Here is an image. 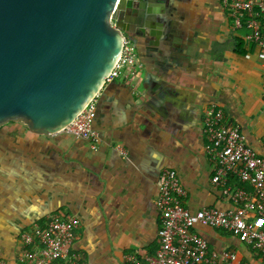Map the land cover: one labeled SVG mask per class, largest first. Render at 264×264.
Here are the masks:
<instances>
[{
  "label": "crops",
  "instance_id": "obj_1",
  "mask_svg": "<svg viewBox=\"0 0 264 264\" xmlns=\"http://www.w3.org/2000/svg\"><path fill=\"white\" fill-rule=\"evenodd\" d=\"M174 4L170 30L159 43L135 41L143 69L130 80L108 83L96 98L94 128L101 139L96 149L69 131L50 139L24 125L4 130L0 263L21 264L22 233L44 226L52 214L78 221L73 249L86 264L147 260L160 245L156 200L165 169L178 173L187 191L183 205L191 212L235 208L233 186L242 184L236 175L228 184L212 183L216 163L204 118L209 107L222 108L229 127L239 128L264 155L260 48L233 32L230 12L223 14L215 2H197L184 13ZM196 232L212 251H234L245 263L259 262L223 230L198 226Z\"/></svg>",
  "mask_w": 264,
  "mask_h": 264
},
{
  "label": "water",
  "instance_id": "obj_2",
  "mask_svg": "<svg viewBox=\"0 0 264 264\" xmlns=\"http://www.w3.org/2000/svg\"><path fill=\"white\" fill-rule=\"evenodd\" d=\"M167 0H0V130L54 138L105 88L125 36L169 29Z\"/></svg>",
  "mask_w": 264,
  "mask_h": 264
},
{
  "label": "built area",
  "instance_id": "obj_3",
  "mask_svg": "<svg viewBox=\"0 0 264 264\" xmlns=\"http://www.w3.org/2000/svg\"><path fill=\"white\" fill-rule=\"evenodd\" d=\"M222 3L231 14L233 32L247 43L257 44L259 60L264 62V0H222ZM142 69L136 43L125 36L122 55L106 84L119 78L130 80ZM95 102L96 99L68 127L69 132L88 140L94 149L101 141L94 128ZM204 131L210 142L209 153L216 163L212 183L225 185L231 175H236L242 184L233 186L235 208L223 211L206 207L191 212L183 205L187 191L178 173L165 169L158 181L156 200L161 220L159 248L145 262L134 260L133 264H248L234 251H212L208 241L196 232L198 226L227 231L260 258L257 264H264V155L248 145L239 128L229 127L222 108L211 106L206 110ZM118 149L124 152L121 147ZM243 185L251 186L252 191ZM77 228L76 219L52 214L44 226L36 225L22 233L21 264H86L73 249Z\"/></svg>",
  "mask_w": 264,
  "mask_h": 264
},
{
  "label": "flooded vegetation",
  "instance_id": "obj_4",
  "mask_svg": "<svg viewBox=\"0 0 264 264\" xmlns=\"http://www.w3.org/2000/svg\"><path fill=\"white\" fill-rule=\"evenodd\" d=\"M201 1H204V0H167V2H168V5L171 7L172 5H173V9H175L176 8V6H178V5H176L175 6V2L177 3V4H179L180 3V5L179 6H181V8L179 7H177L179 10H180V12H182V13H184V11H186V10H189L190 8H192V7H194L196 4H197V2H201ZM207 1H213V2H215L217 5H218V7L219 8H221L222 9V12H223V14H225L224 13V7H223V3H222V0H207ZM174 2V3H173ZM226 11V10H225ZM181 13V14H182ZM168 15V17H169V15H170V11H169V14H167ZM126 37H128V38H130L129 36H126ZM131 39V38H130Z\"/></svg>",
  "mask_w": 264,
  "mask_h": 264
},
{
  "label": "rangeland",
  "instance_id": "obj_5",
  "mask_svg": "<svg viewBox=\"0 0 264 264\" xmlns=\"http://www.w3.org/2000/svg\"><path fill=\"white\" fill-rule=\"evenodd\" d=\"M229 22H230V19H229ZM230 24H231V22H230ZM22 125H23L22 123H19V124L11 123V124H9V125L3 127V128L0 130V141H1V140H5V139H7V138L4 137V130H9L10 127L22 126ZM1 137H2L3 139H2Z\"/></svg>",
  "mask_w": 264,
  "mask_h": 264
},
{
  "label": "trees",
  "instance_id": "obj_6",
  "mask_svg": "<svg viewBox=\"0 0 264 264\" xmlns=\"http://www.w3.org/2000/svg\"><path fill=\"white\" fill-rule=\"evenodd\" d=\"M229 17H231L230 15H229ZM224 231V230H223ZM224 232H227V231H224ZM228 233V232H227ZM230 234V233H229ZM142 262H145V261H142Z\"/></svg>",
  "mask_w": 264,
  "mask_h": 264
}]
</instances>
